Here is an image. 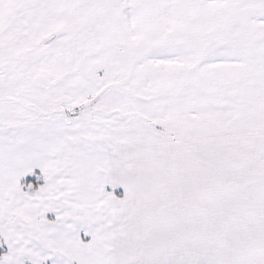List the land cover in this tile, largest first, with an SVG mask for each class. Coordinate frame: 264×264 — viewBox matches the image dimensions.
Returning a JSON list of instances; mask_svg holds the SVG:
<instances>
[{
    "label": "snow or ice",
    "instance_id": "6c2138e0",
    "mask_svg": "<svg viewBox=\"0 0 264 264\" xmlns=\"http://www.w3.org/2000/svg\"><path fill=\"white\" fill-rule=\"evenodd\" d=\"M0 264H264V0H0Z\"/></svg>",
    "mask_w": 264,
    "mask_h": 264
},
{
    "label": "rangeland",
    "instance_id": "374dc122",
    "mask_svg": "<svg viewBox=\"0 0 264 264\" xmlns=\"http://www.w3.org/2000/svg\"><path fill=\"white\" fill-rule=\"evenodd\" d=\"M119 191H120V192H122V191H123V189H119Z\"/></svg>",
    "mask_w": 264,
    "mask_h": 264
},
{
    "label": "trees",
    "instance_id": "16d2710c",
    "mask_svg": "<svg viewBox=\"0 0 264 264\" xmlns=\"http://www.w3.org/2000/svg\"><path fill=\"white\" fill-rule=\"evenodd\" d=\"M119 191V190H118ZM120 192V191H119Z\"/></svg>",
    "mask_w": 264,
    "mask_h": 264
}]
</instances>
